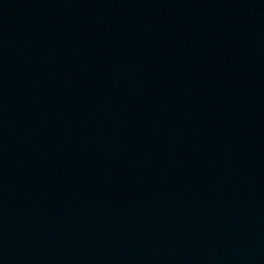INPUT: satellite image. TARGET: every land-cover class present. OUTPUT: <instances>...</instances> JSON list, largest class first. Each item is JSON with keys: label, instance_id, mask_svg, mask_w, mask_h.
<instances>
[{"label": "water", "instance_id": "95a60500", "mask_svg": "<svg viewBox=\"0 0 264 264\" xmlns=\"http://www.w3.org/2000/svg\"><path fill=\"white\" fill-rule=\"evenodd\" d=\"M0 264H264V0H0Z\"/></svg>", "mask_w": 264, "mask_h": 264}]
</instances>
